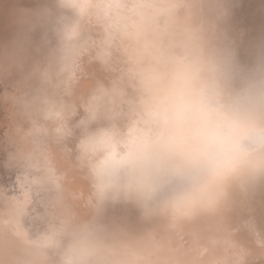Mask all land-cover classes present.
<instances>
[{
	"label": "clouds",
	"instance_id": "1",
	"mask_svg": "<svg viewBox=\"0 0 264 264\" xmlns=\"http://www.w3.org/2000/svg\"><path fill=\"white\" fill-rule=\"evenodd\" d=\"M222 3L55 0L53 52L75 65L87 26L96 25L104 32L97 58L108 63L113 43L129 41L130 68L127 83L92 95L80 122L93 217L48 226L31 241L27 264H145L121 229L102 222L109 205L131 204L142 218L163 209L180 220L214 211L234 188L248 194L264 185V59L238 63L219 28Z\"/></svg>",
	"mask_w": 264,
	"mask_h": 264
},
{
	"label": "bare ground",
	"instance_id": "2",
	"mask_svg": "<svg viewBox=\"0 0 264 264\" xmlns=\"http://www.w3.org/2000/svg\"><path fill=\"white\" fill-rule=\"evenodd\" d=\"M57 15L59 10L55 0H0V45L10 44L12 53H16L30 44L40 43L29 54L34 62L23 68H19L20 65L10 68V71L0 67V117L6 121V125L0 127V219L4 221L8 218V225L14 229L17 225V219L12 218L15 213L12 210L4 212L2 202H12L16 199L15 196L29 199L25 204V213L31 217L32 222L42 224L34 231L37 236L62 219L75 217L90 220L93 217L95 207L90 204L96 203L93 190V196L88 199L87 214L76 209L81 205H78L79 199L69 195L76 185H85L86 181H92L93 184V179L88 174V166L84 168L86 173L83 172V162L79 159L77 150L71 147L68 133H76L83 128L80 122L87 115L86 108L92 95L101 86H113V83L101 80L99 68L84 71L79 60L75 65L71 60L68 61L66 64L70 67L63 65L66 59H62L59 52L52 51L57 44L54 31ZM250 27L253 26L250 24ZM41 31L45 34L40 37ZM100 32L104 38V32ZM80 42L81 45L87 43L84 36ZM73 66L79 69L80 74L71 78L67 72ZM37 68L44 69L34 76L32 71L35 72ZM79 80L84 82L81 87L77 85ZM21 92H28L25 94L27 97L23 99ZM105 99L110 101L107 97L100 99V109ZM28 100L32 102L25 104ZM50 103L57 106L56 109H50ZM57 109L60 114L56 113V128L59 127L57 130L63 134L60 146L58 148L51 143L47 152H36L39 149L36 140L39 138L35 139L34 135L28 138L25 121L30 118L37 127L43 129ZM42 139L39 140L45 143ZM46 139L49 143L48 138ZM31 149L35 152H24ZM68 170L81 171V174L73 175L71 182ZM20 182L28 190H23ZM32 192L38 193L41 205L32 203ZM111 210L112 212L107 209V213L105 211L102 222L121 229L120 238L145 264H162L160 259H164L167 253L179 254L174 257L179 264H264V222L258 233L254 234L235 231L229 224H222L225 229L222 227L216 235L214 232L207 234L203 243L200 238L205 235L202 231L205 225L199 219H193V215L165 223L161 214L142 218L137 210L135 215L123 217L126 219L113 223V209ZM204 213H198L197 217H203ZM57 214L60 220L57 219ZM124 221H127V225ZM18 233H26V230ZM1 238L0 264H27L32 258V244L24 245L8 236Z\"/></svg>",
	"mask_w": 264,
	"mask_h": 264
},
{
	"label": "rangeland",
	"instance_id": "3",
	"mask_svg": "<svg viewBox=\"0 0 264 264\" xmlns=\"http://www.w3.org/2000/svg\"><path fill=\"white\" fill-rule=\"evenodd\" d=\"M222 7L227 10V15L219 23V28L221 30L226 29V31L224 30L223 32L227 34V37L231 42V46L235 51L236 59L238 63L243 68H251L258 61L264 59V0H223ZM250 24L251 26H253L252 28L250 27ZM100 31L103 30L96 25H88L85 30L84 37L87 43L84 45L82 44L83 55H81L78 59L81 62L82 66L84 67L82 69L84 71L85 70L87 71L89 69L99 68L100 76H102L101 80L105 82H109V84L118 83L121 80L127 83L130 61H129L128 53L125 51V49L130 47V42L129 41L121 42L119 40L115 41L111 46V48L109 49L111 55L108 60V63L106 64L102 63L101 60L97 58L98 54L102 50L103 40H104L101 34L102 32ZM40 34L41 35L39 36L41 37L44 36L45 33L41 31ZM38 45L30 44L26 47V49H20L16 53H12L10 44L8 45L1 44L0 67L3 68L5 71H8L10 68H15L18 67L19 65H20L19 68H23L29 63L34 62L31 58H29V54H31L37 48ZM68 61H70V59L64 60L63 65L64 66L66 65V67L69 66L66 64ZM43 69L44 68H37L35 72L32 71V73L35 76ZM67 74L68 77L73 78L74 76L80 73H79V69L73 66L72 68L68 69ZM83 84L84 82H81V80H79V83L77 85L81 87L83 86ZM128 91L129 92L132 91L131 87L128 88ZM21 93L23 95V99L27 97L25 94H28V92H21ZM31 102L28 100L24 103L30 104ZM109 102L110 101H107L106 99L102 102L101 105L103 107L100 109L101 112L108 111V109L111 106V103ZM61 103L63 104L62 101ZM55 107L57 106H54L53 103H50V109ZM56 113L57 115L60 114L58 109L56 110V112H54L53 118L50 119L49 123L48 122L47 124L45 123V128L43 129H41V127L39 128V126L37 127V125H35V123L31 121L30 118H28V120L25 121L28 138H31L33 135L35 139L37 138L42 139V137H45L42 139L45 141V143L40 141L39 139H37L38 141L36 140V144L40 149V150L37 149L36 152H45V151L47 152L49 150L48 147L51 143H54L55 147L57 146L59 148L61 143L60 137L63 134H61V132L57 130L59 129V127L56 128V123L58 124ZM24 116L27 118V115ZM101 122L103 123V121ZM4 125H6V121L3 119V117H0V127H3ZM96 126H97L96 124L92 125L93 128ZM29 132L31 135L30 137H29ZM73 132L68 133L69 142L71 147L74 150H77L79 155L78 157L80 159V152L77 146L80 139L84 135V129L81 128L78 129L76 133ZM46 138H48L49 143L47 142ZM24 152H35V151H32L31 149L30 151L24 150ZM72 156L75 155L73 154ZM82 164H83L82 167L84 172L85 171L84 168L87 167V164L86 163L84 164V162ZM71 170H68V177L71 180V182H73V175H75L76 173L81 174V171L77 172L74 170L75 172H73ZM19 184L21 185L23 190H28L27 186L23 182H20ZM91 185H93L92 181L90 182L86 181L85 185L84 184L76 185L74 191L69 192L71 198L79 199L80 203L78 205L80 204L81 205L79 206V208L76 209L80 211V213L82 214L88 213V204H89L88 199L93 196L92 190L94 191V189H91L93 188V186ZM22 194L23 192L20 193V195ZM37 194H38L37 192H32V196L30 197V200H32V203L34 204L38 203L39 205H41L39 198L37 197ZM15 198L16 199L13 200L12 202H2L3 205L2 210L7 213L12 210L15 213L12 218L15 217L17 219V225L14 227V229H12L11 226L8 225L10 223L8 218L4 219V221L0 219V239H2L1 236H8L13 240H15L16 242H20L21 244L31 245L32 244L31 241H33L37 237L34 231H37V229L40 228L42 224L32 222L31 217L25 213L24 210L25 204L28 202L29 199H21L16 196ZM90 204H92V206L95 207L96 203L92 202ZM245 205H247V207H245ZM51 209L52 211H54L53 210L54 208ZM107 209L108 211L111 212H112L111 209H113V223L118 222L120 220L122 221V219H126L123 217L135 215L137 211V209L133 205L123 204V203L113 205V207L112 205H109L105 210L106 213L108 212ZM157 213L159 215L160 214L162 215L165 223L174 220L172 216L163 209H158L150 216H156ZM58 215L59 214H57L56 217ZM197 215L198 213L193 214L192 216L193 219H199L205 225L204 226L205 228L202 229L205 235L202 238H200L201 241L206 238L207 234L214 232V235H216L217 234L216 232L221 231L222 227L225 229V227L222 225L225 223L229 224L228 226H230L231 229L235 231H244V232H248L249 234H254L255 232L258 233L261 223L264 222V185L259 186L254 193H248V194H246L239 188H234L231 192L230 197L214 211H211L207 214L204 213L203 217L201 216L197 217ZM114 218H116L117 220H115ZM57 219L60 220V218L58 217ZM202 220H204L205 222ZM124 222H126L127 225V221ZM25 230L26 233H18V231H25ZM235 249L238 250V248L236 247ZM178 255L179 254L167 253L164 259H160L161 263L179 264L174 260V257Z\"/></svg>",
	"mask_w": 264,
	"mask_h": 264
}]
</instances>
